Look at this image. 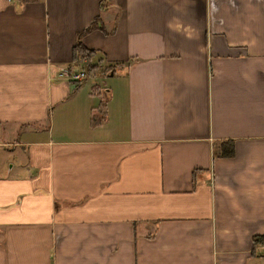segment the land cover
<instances>
[{"label":"crops","instance_id":"crops-1","mask_svg":"<svg viewBox=\"0 0 264 264\" xmlns=\"http://www.w3.org/2000/svg\"><path fill=\"white\" fill-rule=\"evenodd\" d=\"M0 264H264V0H0Z\"/></svg>","mask_w":264,"mask_h":264},{"label":"built area","instance_id":"built-area-1","mask_svg":"<svg viewBox=\"0 0 264 264\" xmlns=\"http://www.w3.org/2000/svg\"><path fill=\"white\" fill-rule=\"evenodd\" d=\"M85 76V73L83 71H77V72H73L71 75V80L74 81H81Z\"/></svg>","mask_w":264,"mask_h":264},{"label":"trees","instance_id":"trees-1","mask_svg":"<svg viewBox=\"0 0 264 264\" xmlns=\"http://www.w3.org/2000/svg\"><path fill=\"white\" fill-rule=\"evenodd\" d=\"M75 50L77 51L78 55H79V54L82 55V58L85 57V56H89V54H90V55L92 54V52L86 53V50H84L83 48H81L80 45H77V47H76ZM85 53H86V54H85ZM78 55H77V56H78ZM92 68H94V67H92V66L89 67L88 71H90ZM229 153H230V151H229ZM256 240H258V239H255V241H256Z\"/></svg>","mask_w":264,"mask_h":264},{"label":"rangeland","instance_id":"rangeland-1","mask_svg":"<svg viewBox=\"0 0 264 264\" xmlns=\"http://www.w3.org/2000/svg\"><path fill=\"white\" fill-rule=\"evenodd\" d=\"M91 78L88 80L90 83L92 80H94V78L92 76H90ZM117 78H108L107 76L104 78V81L106 84H114V82L116 81ZM101 79L99 80V82L101 83ZM107 86V85H106Z\"/></svg>","mask_w":264,"mask_h":264}]
</instances>
